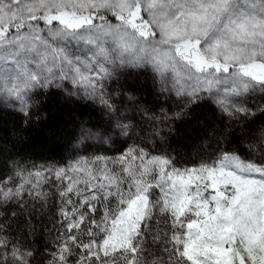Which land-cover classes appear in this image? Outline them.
<instances>
[{"label": "snow or ice", "instance_id": "snow-or-ice-1", "mask_svg": "<svg viewBox=\"0 0 264 264\" xmlns=\"http://www.w3.org/2000/svg\"><path fill=\"white\" fill-rule=\"evenodd\" d=\"M0 264H264V0H0Z\"/></svg>", "mask_w": 264, "mask_h": 264}, {"label": "trees", "instance_id": "trees-1", "mask_svg": "<svg viewBox=\"0 0 264 264\" xmlns=\"http://www.w3.org/2000/svg\"><path fill=\"white\" fill-rule=\"evenodd\" d=\"M46 111L49 113L47 123L30 129L26 132L27 142H22L18 148L28 154L58 155L69 146L67 133L75 128V123L83 115L85 118L88 112L82 108L68 107L59 98L53 97L49 102ZM15 122L7 117L5 125L11 128ZM65 129V135L61 138L59 130ZM196 140H188L181 144L185 151L193 150Z\"/></svg>", "mask_w": 264, "mask_h": 264}]
</instances>
